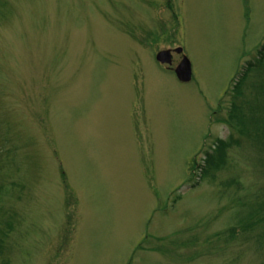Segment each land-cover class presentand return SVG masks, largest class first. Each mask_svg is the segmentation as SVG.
<instances>
[{"label": "rangeland", "instance_id": "obj_1", "mask_svg": "<svg viewBox=\"0 0 264 264\" xmlns=\"http://www.w3.org/2000/svg\"><path fill=\"white\" fill-rule=\"evenodd\" d=\"M263 47L264 0H0V264H264Z\"/></svg>", "mask_w": 264, "mask_h": 264}, {"label": "water", "instance_id": "obj_2", "mask_svg": "<svg viewBox=\"0 0 264 264\" xmlns=\"http://www.w3.org/2000/svg\"><path fill=\"white\" fill-rule=\"evenodd\" d=\"M175 54L182 55L183 49H178L175 51ZM157 61L165 66L172 67L174 60H173V52L172 51H163L158 54ZM176 75L178 80L183 84H188L192 81V66L190 61L185 58L181 62V64L176 69Z\"/></svg>", "mask_w": 264, "mask_h": 264}]
</instances>
